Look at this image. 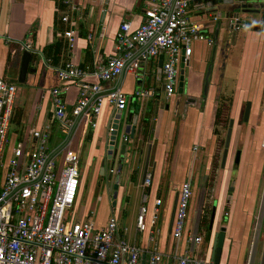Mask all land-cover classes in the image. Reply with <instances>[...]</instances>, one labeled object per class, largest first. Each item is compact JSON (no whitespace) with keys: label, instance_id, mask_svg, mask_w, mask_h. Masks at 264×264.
Segmentation results:
<instances>
[{"label":"crops","instance_id":"0c3cea01","mask_svg":"<svg viewBox=\"0 0 264 264\" xmlns=\"http://www.w3.org/2000/svg\"><path fill=\"white\" fill-rule=\"evenodd\" d=\"M154 1L0 0V79L16 87L4 156L8 158L17 145L27 152L34 130H50L51 152L64 146L68 134L55 119L52 91L60 92L67 111L73 108L79 96L77 81H62L57 74L71 61L87 73L86 84H98L104 93L120 89L125 94L127 106L119 128L127 158L121 171L117 162L106 172L119 175L117 191L105 188L102 161L117 110L104 103L92 122L95 126L82 119L67 143L78 153L81 171L68 219L89 223L98 231L115 217L124 231L122 238L140 249L141 260L156 252L163 258L161 264H175L186 255L210 262L213 236L223 228L219 264H264V32L249 28L235 32L227 25L229 19H222L217 30L212 15L202 16L201 6L195 4L189 18L200 25L207 39L194 40L191 56L181 63L182 95L164 97L162 56L140 63L136 73L125 72L114 82H99L93 71L117 54L120 26L128 22L132 30L137 29ZM64 15L70 23L62 21ZM240 17L249 21V17ZM69 29L74 32L71 48L64 37ZM26 43L32 45L30 68L34 71L20 83V58ZM56 44L61 45L58 57L48 54ZM142 51L136 49L134 59ZM141 89L151 90L153 95L136 97ZM127 118L130 123L124 133ZM230 121L232 132L222 167ZM55 157L58 173L63 168L64 150ZM148 175L151 180L146 185ZM87 177L89 185L82 193ZM185 182L190 183L192 194L184 233L176 239L175 214ZM156 201H160L159 207ZM142 206L146 207V229L140 233L136 220ZM196 237L202 242L194 243Z\"/></svg>","mask_w":264,"mask_h":264},{"label":"built area","instance_id":"2783aa9c","mask_svg":"<svg viewBox=\"0 0 264 264\" xmlns=\"http://www.w3.org/2000/svg\"><path fill=\"white\" fill-rule=\"evenodd\" d=\"M197 1L155 0L145 9L143 22L137 29L132 30L130 23H123L116 35L117 54L97 65L93 76L99 82H114L125 72L136 73L140 63L162 56L164 97L175 96L180 65L191 56L192 42L207 39L200 25L189 18L191 4ZM62 21L70 23L67 15ZM230 26L235 32L249 28L242 18H232ZM73 36L70 29L64 33L70 48ZM138 48L143 51L134 59ZM23 49L31 52V43L24 44ZM57 74L62 81L76 80L79 88L77 101L69 111L60 92L52 91L55 119L68 135L82 119L94 127L92 122L104 103L117 111L127 106L126 96L120 89L104 93L98 84H86L83 81L87 73L71 61L60 67ZM152 95L151 90L135 92L136 97ZM15 99L16 87L0 79V264H161L163 258L156 252L146 261L141 260L140 249L122 238L124 231L115 217L98 231L89 223L68 219L80 188V157L66 145L62 149L63 168L57 173L54 161L57 153L50 151L49 129L32 131L27 152L17 145L8 158L4 156ZM23 158L24 163L20 165ZM150 180L148 175L146 185ZM191 194L190 183H183L173 228L176 239L184 233ZM156 206H160V201H156ZM145 214L146 207L142 206L136 220L140 233L146 229ZM149 234L153 242V232ZM193 242L201 243L202 238H193ZM175 264L215 263L186 255L177 258Z\"/></svg>","mask_w":264,"mask_h":264},{"label":"water","instance_id":"95a60500","mask_svg":"<svg viewBox=\"0 0 264 264\" xmlns=\"http://www.w3.org/2000/svg\"><path fill=\"white\" fill-rule=\"evenodd\" d=\"M196 4H199L201 7L199 8V12L202 16L208 17L212 15V20L215 19L216 29L218 30L221 24L222 19H226L228 27L231 29L230 20L232 18H241L240 16H245L249 19V29L252 31H261L264 32V0H198ZM193 5V4H191ZM32 61V54L28 51H24L21 54L20 58V67H19V82L23 83L27 73L33 72L30 68V64ZM182 69V65H180ZM209 72V71H208ZM179 84H178V95H182L184 93V85H183V71L179 73ZM208 85V75L205 81V89H207ZM250 105H246L245 113H244V121L248 120ZM122 119V111L116 112V119L114 124L110 127L107 142H106V152H105V160L102 161V170L105 171L103 174V184L104 187L110 189V187L117 191L118 183H119V175H113L112 173H106L108 169H113L115 163H119L118 171H121L122 165L127 158L126 152V143L122 138V129L119 128L120 121ZM125 117H123L124 121ZM130 119L127 118V122ZM125 123V122H124ZM130 123V122H129ZM77 124V123H76ZM233 121L229 122L228 130L225 136L224 143V151L222 154V167H224V163L226 160V156L228 153V147L230 143V137L232 132ZM76 125L72 128L69 135L67 136L66 142L64 146L59 149L57 152H60L68 143L70 137L76 129ZM129 126L125 127L124 133L128 130ZM238 157V153H237ZM147 170L144 171V177L146 176ZM211 230V228L209 229ZM225 237L224 229H220L218 233H215L212 241V253H211V261L215 264H219V257L222 251L223 241ZM210 238V237H209Z\"/></svg>","mask_w":264,"mask_h":264},{"label":"trees","instance_id":"16d2710c","mask_svg":"<svg viewBox=\"0 0 264 264\" xmlns=\"http://www.w3.org/2000/svg\"><path fill=\"white\" fill-rule=\"evenodd\" d=\"M61 50V45L60 44H56L55 46H52L48 49V54H53V56L58 57V55L60 54Z\"/></svg>","mask_w":264,"mask_h":264},{"label":"rangeland","instance_id":"374dc122","mask_svg":"<svg viewBox=\"0 0 264 264\" xmlns=\"http://www.w3.org/2000/svg\"><path fill=\"white\" fill-rule=\"evenodd\" d=\"M83 187H82V193H85V190H86V188H87V186L89 185V179H88V177L86 178V180H85V182L83 181Z\"/></svg>","mask_w":264,"mask_h":264}]
</instances>
